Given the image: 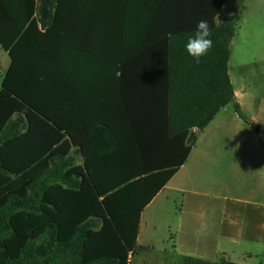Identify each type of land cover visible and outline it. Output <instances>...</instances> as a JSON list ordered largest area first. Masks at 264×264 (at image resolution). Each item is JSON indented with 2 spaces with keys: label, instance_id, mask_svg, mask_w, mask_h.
<instances>
[{
  "label": "rangeland",
  "instance_id": "obj_1",
  "mask_svg": "<svg viewBox=\"0 0 264 264\" xmlns=\"http://www.w3.org/2000/svg\"><path fill=\"white\" fill-rule=\"evenodd\" d=\"M19 1L0 0V128L16 112L22 111L28 117L29 129L0 149L7 168L19 175L18 178L0 175V204L12 194H26L29 181L45 170L52 156L76 148L85 151L81 137H75L73 142L70 116L60 113L68 119L58 123L39 106L55 101V88L63 82L70 84L67 77L70 74H64L61 81L55 55L46 52L49 41L58 39L56 30L42 34V47L29 39L27 44L23 43L27 25L18 21V17L25 13L35 24L37 4L29 7V12L19 8ZM120 1L125 0H98L99 5H91L93 11L100 12L101 5L114 6ZM143 2L128 0L132 14L127 18L129 30L138 12L141 19L151 11L150 0L144 9ZM245 6L229 61L232 83L243 94L238 99L240 112L234 103L222 108L199 132L194 145L187 144L186 135L175 139L174 160L168 155L161 157L157 149L149 147L143 151L115 148L103 134L96 147L105 145L104 151L101 147L98 158L97 153L92 158L91 163L96 158L99 161L92 167V174L103 177L106 185L115 191L104 194L103 200L92 196L89 205L79 202L68 189L62 195L58 187L50 193L52 198L46 210L59 222H65L68 215L59 204L74 199L71 204L75 208L63 229L64 234L68 233L67 227L91 210L114 219L104 218L105 226L95 230L87 241L89 259L115 255L121 258L120 264H219L224 258L239 264H264V131L258 133L252 128L255 124L264 130V0H246ZM88 8L81 9L79 19L83 21L78 25V33L73 34L81 50L85 41L94 35L85 13ZM116 11H108L105 17L115 15ZM120 13L117 15L122 18ZM56 19L59 28L63 27L59 23L72 19V0L59 1ZM76 27L71 24L75 32ZM91 43L94 45L96 41ZM87 63L92 65L81 54L79 68ZM98 69L95 73L100 75L92 72L93 77L87 67L78 71V91L83 99L91 97L92 101L81 103L86 119L102 117L104 111L114 116L112 95L104 98L101 87L93 86L90 79H96L99 84L110 83L111 90L117 81L110 77V70L106 77L103 74L106 71ZM127 136L125 131L120 133L123 146ZM108 140L112 142L111 136ZM81 165L73 171L82 170ZM85 194L78 198H84ZM24 219V216L15 218L22 241L30 236ZM114 222L119 225L126 243L118 236ZM38 224L32 221L29 227ZM22 241L8 242L11 254L18 253ZM127 246L133 248L129 255ZM8 253L0 251V264H4L2 258Z\"/></svg>",
  "mask_w": 264,
  "mask_h": 264
},
{
  "label": "crops",
  "instance_id": "obj_2",
  "mask_svg": "<svg viewBox=\"0 0 264 264\" xmlns=\"http://www.w3.org/2000/svg\"><path fill=\"white\" fill-rule=\"evenodd\" d=\"M143 1L144 9L147 0ZM152 1L150 0L152 9L148 16L142 15L140 19L138 12L130 30V27L127 26V18L132 14L129 13L128 0L120 1L114 6L101 5L100 12L93 11L94 8L91 5H99L98 0H89L88 2L72 0V19L59 23L63 25L60 28L56 19L54 26L46 31L41 29L37 19L34 24L25 13H21L18 17V21L27 25L23 38L25 44L29 39L37 46H41L43 43L42 34H49L53 29L57 32L58 39L49 41L46 52L55 55L57 62L55 66L57 72L60 73L61 81L64 74H70L67 77L71 83L63 82L57 85L54 92L55 101H46L40 103L39 106L51 118H56L58 123H63V120L68 119L65 116L62 117L61 114L66 113L71 117L73 142H75V137H81L85 149V165H81L82 170L77 172L83 176L84 189L88 186L101 200H103L104 194L110 195V192L115 191L114 187L106 185L103 177L97 176V178L92 174V167L99 164V161L96 160L101 147L104 151L105 145L100 148L96 147L98 140H102L103 134L106 135V141L113 143L115 148L121 146L124 151L126 149H134V151L157 149L161 157L168 155L172 160L176 157L174 140L181 135L190 136L191 132L177 136L169 134V37L173 32L196 30L200 20H207L210 27L215 26L217 17L223 11L225 4L222 0H212L211 3L209 0L207 2L206 0L204 2L202 0ZM19 3L21 5L19 8L25 10L36 5L37 0H20ZM84 7H89L85 13L87 21L92 24L94 35L89 41H85L86 45L82 46L81 50L73 34L78 33V25L83 21V19L80 21L79 16ZM137 7H140L139 10H143L141 6ZM29 10L31 12V9ZM113 10L118 11L115 15L106 18L105 15L108 11ZM119 11H121L122 18L117 15ZM34 15L36 16L35 11ZM71 24L77 25L76 32L71 28ZM71 29L73 30L71 31ZM49 37L51 38V35ZM92 41H96V44L93 45ZM21 47L22 43L18 48L21 49ZM81 54L91 60L92 65L87 63L81 65L80 68L87 67L92 77V72L95 73L98 68L100 71H106L103 73L106 77L110 70V77L117 81L115 85H111L113 87L111 90L110 83L99 84L96 79L92 78L93 81L90 79L93 86L101 87L100 91L104 98L108 97L109 99L112 95L111 100L115 106L113 117L104 111L105 115L102 117L92 116L91 119H86L81 103L91 104L92 101L91 97L87 100L83 99L78 91L79 56ZM95 75L100 74L95 73ZM235 95L236 102L239 103L238 99L243 94L235 90ZM239 105L241 110V103ZM68 106L69 108H67ZM97 123H101V125H97ZM258 128V133L264 131L260 126ZM122 131L128 134L124 146L119 141ZM193 132L197 135L198 140L200 131L194 129ZM109 136H111L112 142L108 140ZM96 153L97 158L91 163ZM168 163L170 164L171 161ZM173 176L174 174H172ZM84 199L87 200L88 196L84 195L82 201ZM65 206L67 205L65 204ZM105 218L108 216L106 215Z\"/></svg>",
  "mask_w": 264,
  "mask_h": 264
},
{
  "label": "trees",
  "instance_id": "obj_3",
  "mask_svg": "<svg viewBox=\"0 0 264 264\" xmlns=\"http://www.w3.org/2000/svg\"><path fill=\"white\" fill-rule=\"evenodd\" d=\"M60 0H37L36 17L43 31L52 28L56 22L57 9ZM208 0H206L207 2ZM212 0H209L211 3ZM217 1V0H213ZM223 11L217 17V24L211 27L213 48L206 57L197 63L186 51L185 44L189 36L196 30L173 32L169 37V134L177 136L191 132L188 142L194 145L197 135L194 129L202 131L217 116L222 108L230 103L240 112V105L236 102L235 89L229 74L231 58V43L236 35L239 20L245 10L246 0H222ZM204 2V0H202ZM2 85L0 83V90ZM29 129L27 115L18 111L0 128V149L9 142L24 135ZM264 149V142H262ZM85 155L80 148L69 153H58L52 156L45 170L27 185L24 195L12 194L8 200L0 204V251L9 252L2 258L4 264H120L121 258L115 255H104L95 259L88 257L87 241L95 230L105 226L106 215L90 211L72 225L66 227L69 217L73 213L74 199L65 200L67 206L61 205L63 212H67L65 222L51 218L46 208L50 205V193L57 188L62 195L69 190L82 204L90 198L96 197L95 192L88 186L84 189L83 176L73 170L83 164ZM0 175L18 178L19 175L9 170L0 157ZM65 188V189H64ZM85 194L88 199L78 198ZM64 203V201H63ZM85 206V205H84ZM65 213V212H64ZM24 216V223L30 236L22 241L19 237L15 218ZM111 220L114 219L107 215ZM61 217L65 215L61 214ZM86 217V218H85ZM32 221L39 224L29 227ZM115 223V222H114ZM113 227L118 230V236L126 243L119 225ZM19 242L20 247L16 255L7 249L9 241ZM24 242V243H23ZM128 247V255L133 248ZM133 254V252H132ZM219 264H239L222 259Z\"/></svg>",
  "mask_w": 264,
  "mask_h": 264
},
{
  "label": "clouds",
  "instance_id": "obj_4",
  "mask_svg": "<svg viewBox=\"0 0 264 264\" xmlns=\"http://www.w3.org/2000/svg\"><path fill=\"white\" fill-rule=\"evenodd\" d=\"M212 30L207 20L197 23L196 31L189 36L185 44L187 53L199 63L213 48Z\"/></svg>",
  "mask_w": 264,
  "mask_h": 264
},
{
  "label": "water",
  "instance_id": "obj_5",
  "mask_svg": "<svg viewBox=\"0 0 264 264\" xmlns=\"http://www.w3.org/2000/svg\"><path fill=\"white\" fill-rule=\"evenodd\" d=\"M252 128L256 131V132H259V128H258V126L257 125H252Z\"/></svg>",
  "mask_w": 264,
  "mask_h": 264
}]
</instances>
